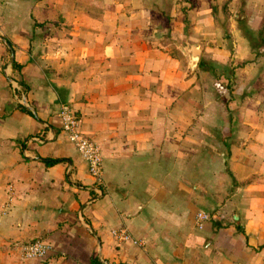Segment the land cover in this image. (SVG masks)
<instances>
[{
  "label": "crops",
  "instance_id": "crops-1",
  "mask_svg": "<svg viewBox=\"0 0 264 264\" xmlns=\"http://www.w3.org/2000/svg\"><path fill=\"white\" fill-rule=\"evenodd\" d=\"M0 264H264V0H0Z\"/></svg>",
  "mask_w": 264,
  "mask_h": 264
},
{
  "label": "built area",
  "instance_id": "built-area-1",
  "mask_svg": "<svg viewBox=\"0 0 264 264\" xmlns=\"http://www.w3.org/2000/svg\"><path fill=\"white\" fill-rule=\"evenodd\" d=\"M58 116L61 119L62 130L65 132L66 138L85 161L88 173L92 177L98 178L101 174V154L98 146L88 136L79 131L78 120L67 112L66 107L58 110ZM195 218L197 225L201 226L202 222L210 216L208 213L200 211ZM111 233L117 240L127 238V232L124 229L113 230ZM49 250V244L35 239L23 244L20 248V254L23 259L31 260L44 257Z\"/></svg>",
  "mask_w": 264,
  "mask_h": 264
}]
</instances>
